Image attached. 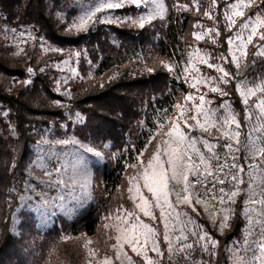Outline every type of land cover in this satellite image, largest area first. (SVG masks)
<instances>
[{
  "label": "rangeland",
  "instance_id": "rangeland-1",
  "mask_svg": "<svg viewBox=\"0 0 264 264\" xmlns=\"http://www.w3.org/2000/svg\"><path fill=\"white\" fill-rule=\"evenodd\" d=\"M224 1L228 2L223 9L222 22L226 30L230 32L227 39L233 38L231 45L227 43L226 39V56L228 61H231L232 54L237 57L240 56V52L237 50L240 42L235 37L240 31L241 22L249 16L252 17L253 22L257 15L264 18V6L259 7L260 2L264 0H253L252 6L242 7L240 11H243L245 16L233 17L236 20V25L231 30L227 27L228 21L224 14L227 11L228 15L231 16L233 10L227 8V5L239 3L240 0ZM98 2L99 0H63L59 8H55L52 3H49L48 6L64 32L76 33L75 29L72 31L67 29L79 16L95 7ZM244 2L248 3V0H244ZM162 3L165 8L163 18L156 17L150 23H145L143 28L131 22L111 23L127 25L137 31L146 28V31L153 33L152 42L141 46L134 40L131 42L128 39H109L110 51L108 55L115 58L116 66L101 76L95 75L100 59L97 63H92L84 47H56L37 38L31 26L5 23L0 14V58L9 66L21 67L27 72L28 68H32L33 71L28 72L31 76L35 73L45 75L50 81L53 91L67 99L65 102L50 99L39 89L34 93L30 88V78L16 79L0 72V88L3 91L7 93L23 92V97L26 98L30 107V111L25 113L28 119H43L41 113L43 109L59 110L64 117L63 119L56 116L51 117L48 119L47 125H33L29 131L30 142L24 147L8 121L7 111L0 109L1 123L3 124L1 131L9 149V169H0V181L4 185L6 177L11 174L12 181L8 192L17 194V206L10 217L11 229L17 238L22 254V264H90V262L91 264H98L105 255L113 257L114 250L111 245L115 243V240L109 239V237H114L117 234L114 227L118 223L116 216H122L124 210L135 211L145 223L156 227L161 234L160 248L162 251L166 250V244L162 240L163 224L159 220V210L153 208L157 215V220L154 222L148 217H144L143 213L135 208V203L140 201L139 197L136 196L135 188H133L132 193L127 190L130 187L129 178L142 172L141 162L144 166L147 165L158 144L163 150L162 140L168 139L163 133L169 130L173 122H178L182 129L188 131L184 128L183 121L195 113L192 106L199 104V95L206 93L205 100L211 101V104L205 105L206 108L216 109L222 104H228L232 111L237 113L227 95L222 96L219 92L209 90L213 85H205L201 82L197 84V88L191 86L196 83L194 77H217L221 75L214 68L210 69L206 64L200 63L198 56L208 59L209 63L222 65L229 72L233 69L235 74L237 68L235 63L218 59L221 53L214 52L210 48V45L216 46L218 43V36L215 35V32H208L209 28L216 29L213 21H215L214 11L217 0L216 5L212 4V0H188L184 2L162 0ZM180 5H187V9L181 8ZM206 10L211 12L214 20H209L203 15ZM148 12L149 8L143 4L139 8L132 4H125V7L121 9H106L104 12L98 13L97 16L101 20L105 17L136 19L141 15H147ZM172 12L173 14L184 15L189 13L197 18L192 21L191 27L187 31L188 42H185L182 51L173 50V57L167 58L160 55L159 47L161 40L167 43L164 30ZM197 24L200 26L197 27ZM259 31H264V28L259 29ZM249 32L250 28L242 33L245 39ZM193 33H199L203 38L196 40ZM214 39L216 43H213ZM255 45H264V42L259 41L258 36H256L253 43L248 45L246 49L247 59L241 61V64L247 65V67H243L242 72L234 75V78L230 80L234 82L235 86L245 77L249 81L255 79L256 83H260L261 79L264 78V70L261 72H255L254 69L248 71L253 60L264 59V56H254L256 51L261 50ZM230 49L232 50L231 54ZM76 53L79 55L77 56ZM192 65L199 69V73L192 71ZM185 67L189 68L188 73L184 72ZM122 74L127 76L149 75V83L146 86L136 87L119 84L109 90H101L96 96L79 102L75 101L76 94L81 89L88 86L101 89L104 83ZM24 81H29V83L25 84ZM227 86L228 83L219 84V87L225 92H227ZM249 86L252 85L249 84ZM237 93L244 107V134L240 129V139L244 141L245 134L250 131L251 124L255 123L254 114L258 110L250 109L249 111L253 113V119L251 121L246 120V106L243 104V98L238 90ZM188 94H192L197 99L186 102L185 96ZM260 96H264V94L258 92L257 97ZM257 97H250L249 104L251 105ZM177 104L183 106L184 116L182 117L180 116L181 109L176 107ZM177 117H180L178 121L176 120ZM188 123L194 124L195 122L188 119ZM122 125L125 126L124 129L120 128ZM161 126L163 127L161 128ZM232 127L234 128L235 125ZM191 135L199 136L201 134L196 131L192 132ZM42 140L47 141V143H42ZM63 140H76L79 141V144L54 143ZM215 142L213 141V143ZM138 143L143 144V148L139 151L137 149ZM220 143H224V141L220 140ZM82 145L101 152L102 157H97L94 152L87 151ZM197 147L202 148L199 144ZM223 151H227V149ZM237 155L241 157V163H246L243 160L245 155L243 151ZM73 156L80 158L79 164L83 167V175L78 179L87 181L86 190L82 191L79 183L74 187L70 184L69 186L64 184L51 186L50 181L54 182L57 179L69 181V177L73 174L71 165L75 163ZM118 161L123 163L125 167L123 184L117 190V203L109 207L106 206L107 192L104 190L102 172L105 167L111 169ZM247 163H252V161L249 159ZM130 165H137V167L133 168ZM46 172L50 176L45 175ZM244 180L245 183L240 185L239 195L235 197V203L226 200L223 205H220L216 201H211L205 195V190L200 185H196L194 189H190L193 194V203L198 193L201 199L209 201L208 210L205 211L203 204H196V211H193V207L188 204L182 203L176 206V210L181 213L179 219L183 223H177L175 230L170 233L174 243L175 237L180 235L181 227H184V232L189 237L186 243L195 244L198 240V236L192 235L193 232L200 235L206 232L211 240L217 242L214 249L209 243V249L214 251V255L200 249V245L204 241L195 244V251L192 255L199 264H205V262L217 264L218 255V241L208 233L200 219L205 220L210 228L223 237L230 230L236 211L235 205L239 199L242 222L240 232L237 237L224 245L221 264H234L237 256L245 258L251 256V251L245 252L244 249L255 248V244L252 242L259 240L260 225L256 221L260 219L258 216L260 205L246 203L249 198L247 194V167L245 168ZM133 183L137 182L134 181ZM138 183L141 193L151 199V194L143 188V181L140 180ZM172 186L170 184V187ZM175 187L176 190H179L182 186L177 185ZM218 187L220 186L218 185ZM223 187L227 191L229 184L226 183ZM41 194H44L45 198L50 201L49 204H42ZM61 196L63 200L59 199ZM130 196L136 197L135 202L129 198ZM170 199L173 203L175 202L174 193ZM253 199H259V197H253ZM60 205H65L67 209H72V211H66ZM90 205L95 208L97 219L96 233L93 236L87 235L82 225L74 223L80 212ZM253 208L256 211L245 213L246 209ZM118 209L121 210L119 213L117 212ZM222 209H231V211L225 212ZM185 213L187 215H184ZM213 213L216 214L215 222L211 218ZM225 214H228L230 218L227 221V227L221 230L219 224ZM249 217H251V221ZM189 219H191V223H188ZM106 225L108 227H105ZM63 245H66L73 260L64 253ZM124 251L131 258V264H145L142 256L133 253L127 245H125ZM91 253H95V255ZM149 256L155 258V254L150 251ZM165 259L167 260V253ZM121 260L123 264H128V260L124 257H121ZM11 264L20 263L14 258L11 260ZM114 264H121V261H115Z\"/></svg>",
  "mask_w": 264,
  "mask_h": 264
},
{
  "label": "snow or ice",
  "instance_id": "snow-or-ice-1",
  "mask_svg": "<svg viewBox=\"0 0 264 264\" xmlns=\"http://www.w3.org/2000/svg\"><path fill=\"white\" fill-rule=\"evenodd\" d=\"M253 0H248L245 3L244 0H240L239 3H233L227 5V8L233 10L232 15L229 16L228 12H225V19L228 21L227 27L229 30L236 25V20L233 17H244L245 13L240 9L248 8L252 6ZM125 4L135 5L137 8L144 6L149 8L147 15H141L136 19L130 17L125 18H110L105 17L100 19L97 14L104 12L106 9H121L125 7ZM212 4L216 5V0H212ZM181 8L187 9V5H180ZM199 11V8H197ZM165 12L162 0H99L95 7L85 11L76 21L67 29L72 31L75 29L77 32L87 31L90 24L94 23H124L131 22L143 28L145 23H150L156 17L163 18ZM203 15L209 20H214L210 11H204ZM197 27L200 25L197 24ZM240 31L237 32L235 39L240 42L239 48L240 56L232 54V60L228 61L227 56L223 53L218 59L224 62L235 63L237 73L233 74L226 70L222 65L209 63L208 59L198 56L199 62L206 64L208 68H214L216 72L221 75L217 77H194L196 83L191 86L197 88V84L203 82L205 85H213L209 88L211 92H219L222 96L228 95L219 84H227L234 75H238L242 72L243 67L241 61L247 59V47L253 43L254 37L258 36L259 41L264 42V31L259 29L264 28V18L257 15L253 22L252 17H247L240 24ZM250 28V32L246 39L242 33ZM208 32H215L216 36L220 35L218 28H209ZM196 40H200L203 36L199 33H193ZM213 43H216L215 39ZM227 43L231 45L233 38L229 37ZM260 48L254 53V56H264V45H255ZM55 50V49H54ZM231 54V49L229 50ZM198 52V50H197ZM78 56L79 53H76ZM191 64V61H189ZM253 65L255 60L251 62ZM32 68H28V72H32ZM192 71L199 73V69L192 65ZM185 73L189 72V68L185 67ZM25 84L29 81H24ZM251 84L252 86H249ZM237 90L240 92L243 104L246 106L245 119L251 121L253 119V113L249 111L252 108L258 111L255 115V123L251 124L250 131L245 134V140L241 141V122L238 119V114L233 112L231 106L228 104H222L216 109L210 107L206 108V104H211V101H206V93L199 95V104H193L195 113L188 117L194 121V124H189L188 119H184L185 131L180 127L178 122H173L172 126L164 136L168 139L162 140L164 145L163 150L161 145L158 144L156 151L148 160L147 165L144 166L141 162L142 172L137 173L136 176L129 178L130 187L127 189L129 193L133 192V188L136 190V196L139 197V203H135V208L139 212L143 213L144 217H148L152 221L157 220V215L153 211V208L159 210V220L163 224L162 240L166 244V250L162 251L160 248L161 234L157 231V228L145 223L135 211L124 210V214L117 215L116 220L118 223L114 226L116 235L109 237L114 239L115 243L111 245L114 250V256L105 257L98 262V264H114L115 261H123L121 257L128 260V264H131V258L128 257L124 251L125 245L131 248V251L138 256H142L145 264H161L165 254L167 253V264H199L193 258V251H195V244H199L200 241H204L200 245V249L204 252H209L210 255H214V249L217 245L215 240H211L208 234L205 232L200 235L197 232H193L192 235L198 236V240L193 243H186L188 235L184 232V227L180 228V235L175 237V243L170 233L175 230L177 223H183L180 221L181 213L176 210V206L179 204H188L193 207V211H196V204H203L205 211L208 210V200L201 199L199 194H196L195 202L193 203L192 192L190 189H194L196 185H200L205 190V195L209 197L211 201H216L220 205H223L227 200L230 203H235V197L240 193V185L245 183L244 174L247 167L248 176V200L247 204L260 205L258 216L260 219L256 221L260 225V237L259 240L253 241L255 248H245L244 251H251V256L248 258L237 256L234 264H264V96L257 97V93L264 94V78L260 83H256L255 79L249 81L247 77L240 80L236 85ZM199 91V89H197ZM250 97H257L252 104H249ZM197 97L192 94L185 96V101H193ZM58 103V102H57ZM176 107L181 109L180 116H184L183 106L177 104ZM223 109V112H221ZM180 117H177L178 121ZM203 121V122H202ZM235 125L233 128L232 126ZM163 126H161L162 128ZM200 132L201 135H191L192 132ZM206 134V136H205ZM155 139V137H152ZM223 140L224 143H220ZM213 141H216L213 143ZM47 143V141H41ZM57 144H79L76 140H63L55 141ZM201 147H197V145ZM87 151L94 152L97 157H102V153L94 151L93 148L83 146ZM107 147V145H105ZM206 151H204V150ZM227 149V151H223ZM243 151L245 153L243 160L246 163H241V157L237 154ZM163 157V158H162ZM252 163H247L248 160ZM75 161L72 164L73 174L69 177V181L66 182L63 179H57L56 181H50L51 186L55 184H64L65 186H75L79 183L82 191L87 188V181H81L78 177L83 175V167L79 164L80 158L73 156ZM130 167L136 168L137 165H130ZM59 171V170H57ZM67 172V169H65ZM49 175V173H45ZM191 177V179H190ZM143 181V188L147 189V192L151 194V199L141 193L138 181ZM136 181L137 183H133ZM229 184V188L226 191L223 185ZM170 184L173 186L170 187ZM177 185L182 187L176 190ZM218 185L220 187H218ZM175 194V202L170 197ZM259 197V199H253V197ZM135 202L136 197L130 196ZM23 199V197H22ZM63 200V197H59ZM79 200V198H77ZM41 202L43 205L50 203L45 198L44 194H41ZM66 211L71 212L72 209H67L65 205H60ZM121 210L118 209L119 213ZM222 211L230 212L231 209H222ZM249 211H256V209H246L245 213ZM184 215H187L186 213ZM215 213L211 214L213 222H215ZM229 215L225 214L220 221L219 227L223 230L227 227V221ZM251 221V217H249ZM189 219L188 223H191ZM105 227H108L107 225ZM186 227V225H185ZM149 251L155 254V258L149 256ZM95 255V253H91ZM91 264V262H90ZM207 264V262H205Z\"/></svg>",
  "mask_w": 264,
  "mask_h": 264
},
{
  "label": "trees",
  "instance_id": "trees-1",
  "mask_svg": "<svg viewBox=\"0 0 264 264\" xmlns=\"http://www.w3.org/2000/svg\"><path fill=\"white\" fill-rule=\"evenodd\" d=\"M184 2L188 0H176ZM233 1V0H229ZM228 1L217 0L215 6V21L213 25L218 28L220 35L218 36V43L216 46L210 45L214 52L223 53L227 55L226 39L230 32L226 30L222 22L223 9ZM53 4L55 8H59L63 0H0V14L5 23H15L24 26H31L37 38L48 42L59 48H80L84 47L88 58L92 63H97L96 76L108 72L116 66L113 56L108 55L110 51L109 39H128L132 42L134 40L138 45L145 46L152 42L151 38L153 33L143 29L137 31L127 25H114V24H98L94 23L88 27L87 31L66 33L62 26L56 21L54 13L49 10L48 4ZM264 6V1L260 2L259 7ZM197 17L187 13L173 14L170 13L168 17V24L164 30L167 43L161 40L159 52L160 55L172 58L173 50L183 49L185 42H188L186 37L188 29L191 27L192 21ZM155 34V33H154ZM252 54V53H251ZM254 59V57H252ZM256 63L250 64L248 71L261 72L264 70V59L255 60ZM0 72L6 76L14 77L16 79H31L30 88L32 92L39 90L43 91L50 99L65 102L67 99L56 94L50 84V81L45 75L35 73L31 76L26 70L21 67L9 66L0 58ZM235 74V71L231 69ZM149 83V75H136L127 76L120 75L115 79H111L104 83L102 88H95L93 86L81 89L75 97V101H83L89 97L96 96L101 90H109L117 85H125L127 87L146 86ZM227 98L229 99L233 109L237 112L238 118L241 122L242 133L244 134L245 120H244V107L241 103L240 97L237 93L236 86L233 81H230L227 86ZM0 109L7 111L8 121L12 125L18 140L25 147L30 142L29 131L34 125H47L48 119L51 117H59L63 119L61 111L43 109L41 113L46 119L31 120L25 116L30 107L26 98L23 97V92L7 93L0 88ZM0 118V169H9V149L7 141L2 135L1 125H3ZM124 129L125 126L120 127ZM143 148L142 143H138V151ZM125 167L123 163L118 161L111 169L104 168L102 175L104 181V190L107 192L106 206L115 205L117 203V190L123 184V175ZM12 176L8 175L5 179L4 185L0 181V264H11V260L16 258L17 262L22 264V254L18 245L16 236L12 232L11 214L17 206V194L8 192L11 187ZM128 203V202H127ZM236 211L230 230L223 237L219 236L215 230L210 228L209 224L200 219L208 233L218 241V255L217 264H221L222 256L224 255L223 247L233 238L237 237L241 228V204L240 199L236 203ZM77 225H82L86 234L93 236L96 233L97 219L95 217V208L93 206L85 207L79 214L78 218L74 221ZM63 251L66 255L73 260L72 255L68 251L66 245H63ZM161 264H167V260L163 259Z\"/></svg>",
  "mask_w": 264,
  "mask_h": 264
},
{
  "label": "built area",
  "instance_id": "built-area-1",
  "mask_svg": "<svg viewBox=\"0 0 264 264\" xmlns=\"http://www.w3.org/2000/svg\"><path fill=\"white\" fill-rule=\"evenodd\" d=\"M226 152V151H225Z\"/></svg>",
  "mask_w": 264,
  "mask_h": 264
}]
</instances>
